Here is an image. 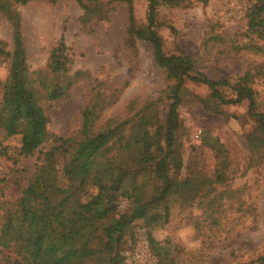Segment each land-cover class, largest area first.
Wrapping results in <instances>:
<instances>
[{"label": "rangeland", "instance_id": "obj_1", "mask_svg": "<svg viewBox=\"0 0 264 264\" xmlns=\"http://www.w3.org/2000/svg\"><path fill=\"white\" fill-rule=\"evenodd\" d=\"M132 1L137 25H145L148 2ZM103 4L107 18L86 23L74 0L15 5L31 70L46 65L62 37L72 57L71 74L78 70L86 74L65 96L42 104L48 129L57 138L80 137L82 112L100 92L117 90L119 96L99 114L94 130L109 121L147 115L159 123L165 117L170 81L156 64L152 46L145 41L128 46L126 5L109 0ZM252 4L253 0H187L179 6L161 5L158 32L166 54L183 52L196 70L211 79L234 83L250 71L259 110L264 111V55L254 48L264 45V32L247 31L246 13ZM0 42L12 52V27L1 12ZM8 70V61L0 63V99ZM222 92L229 95L226 88ZM148 106L150 110L143 112ZM246 110V102L217 104L206 86L186 81L178 108L180 178L200 175L212 184L187 201L172 199L168 222L162 227L149 231L142 221L134 222L119 247L125 264H255L264 255V155L249 146L247 136L256 125ZM52 145L48 142L34 155L21 157L20 137H6L0 131L2 200L14 202L20 197ZM66 160L60 157L56 166L61 185L66 183L62 175ZM96 192L87 187V198ZM122 206L129 209L127 201ZM99 237L93 246L101 242ZM11 257L0 253V264H12Z\"/></svg>", "mask_w": 264, "mask_h": 264}, {"label": "trees", "instance_id": "obj_2", "mask_svg": "<svg viewBox=\"0 0 264 264\" xmlns=\"http://www.w3.org/2000/svg\"><path fill=\"white\" fill-rule=\"evenodd\" d=\"M32 1L0 0V12L12 27L13 41L12 52L0 42V63L9 62L0 99V131L6 137H20L21 157L34 155L48 142L53 145L16 201H4L0 194V253L12 255V264H125L119 247L126 242L125 235L134 222L142 221L149 231L162 227L168 222L172 199L187 201L212 184L200 175L180 178L183 163L178 108L186 81L206 86L217 104L246 102V115L256 125L247 141L253 152L261 149L264 155V111L259 110L252 87L253 74L246 71L234 83L211 79L196 70L183 52H164L157 9L161 5L179 6L187 0H146L147 23L142 26L136 23L132 0H109L127 7L125 43L130 47L137 41L150 43L156 64L170 81L165 117L159 123L147 115L133 121H109L94 130L99 114L119 96L117 90L100 92L82 112L80 137L57 138L48 129L49 118L42 104L65 96L86 74L80 70L71 74L72 57L62 37L46 65L31 70L15 5ZM74 1L83 10L82 22L108 16L103 0ZM246 19L248 32H264V0H253ZM254 48L264 55V45ZM222 88L228 89L229 95H224ZM148 110L150 106L143 112ZM62 156L67 157L63 185L56 168ZM89 186L97 192L87 198ZM124 201L128 210L122 206ZM97 237L101 242L93 246ZM253 262L264 264V255Z\"/></svg>", "mask_w": 264, "mask_h": 264}, {"label": "built area", "instance_id": "obj_3", "mask_svg": "<svg viewBox=\"0 0 264 264\" xmlns=\"http://www.w3.org/2000/svg\"><path fill=\"white\" fill-rule=\"evenodd\" d=\"M200 134V133H199ZM197 136H198V134H197Z\"/></svg>", "mask_w": 264, "mask_h": 264}]
</instances>
